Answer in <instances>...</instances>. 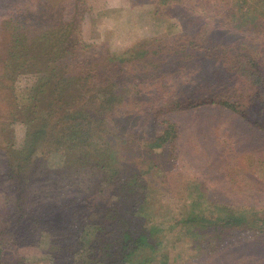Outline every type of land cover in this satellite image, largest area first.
I'll return each mask as SVG.
<instances>
[{
  "label": "rangeland",
  "instance_id": "1",
  "mask_svg": "<svg viewBox=\"0 0 264 264\" xmlns=\"http://www.w3.org/2000/svg\"><path fill=\"white\" fill-rule=\"evenodd\" d=\"M157 1L77 0L75 4V0H0V56L6 55L12 44L3 19L14 10L16 16L19 10L29 11L28 16L34 18L32 22L38 21L35 17L41 9L44 14L51 6L55 15L62 13L66 18L81 12L76 25L82 40L90 45L77 48L79 59L74 62L82 61L85 71L97 62L102 67L107 62L112 65L102 75L118 82L121 98L115 108L107 110L106 118L112 129L139 149L132 162L128 160L129 153L119 152L114 157L120 172L138 169L148 182L156 215L154 222L175 224L182 220L184 211L190 210L187 198L190 192H199L220 202L263 207L260 200L264 201V131L238 112L219 104L202 103L192 107L172 104L173 100L201 95L210 81L213 86L225 84L230 90L242 84L229 79V73L224 75V83L219 81L220 77L213 73L217 66L214 56L206 60L213 74L204 76L202 69L186 74L183 79H179L178 74H167V62H159L162 58L154 55V50L166 43L176 47V42L194 37L204 23V16L200 14L201 6L194 9L176 5L160 7L157 11ZM208 8L211 13L213 7ZM18 37L25 38L21 29ZM236 37L228 30L215 28L212 39L231 42ZM27 45L30 42H26ZM22 47L16 45V51L20 52ZM75 63L61 66L55 77L47 79L51 82L46 84V87L50 85L45 89L46 94L40 92L36 100H30L35 88H40L38 83L46 81H41L42 78H50L52 66L46 68L43 66L46 63L34 61L11 81L1 73L7 68L0 62V79H5V84L0 85V229L6 222L5 231H10L0 254L13 264H64L51 258L58 254L65 262L74 261L78 256L76 247L82 241L79 226L91 212L87 199L81 197L85 192H75V184L84 185L90 178L85 171L75 169L79 150H70L68 142L50 143L48 136H42L30 161L33 171L26 172L31 181L21 180L10 172L12 150L24 143L27 123L42 128L50 112L46 102L51 97V88L56 80L75 78L76 73L81 72L79 67L73 66ZM166 118L176 122L178 138L175 143L168 144L163 155L159 151L158 156L148 154L147 143L166 127ZM123 158L127 160L122 161ZM108 159L109 155L105 157ZM20 182L30 186L27 188L28 204L25 206L22 200L19 209L22 204L18 201ZM94 182L101 185V191L99 188L95 194L100 195L101 200L95 199L94 203L100 202L102 209L119 203L118 180L101 174L92 177L88 184L94 187ZM40 196L47 199L44 204L35 201ZM79 196L75 205L73 200ZM83 206L84 212L79 216L77 207ZM22 209L26 211L24 215H21ZM43 227L49 229L43 230ZM164 228L161 233L165 240L160 251L171 254L170 264H206L194 254L211 251L206 250L205 242L200 245L194 240L196 235L190 229H171L169 225ZM16 234L27 236L28 242L15 241ZM206 234L200 235L206 237ZM229 234L231 237L226 245L212 250V254H229L221 259L223 264H232L241 256L264 254V237H252L242 229H231Z\"/></svg>",
  "mask_w": 264,
  "mask_h": 264
},
{
  "label": "trees",
  "instance_id": "2",
  "mask_svg": "<svg viewBox=\"0 0 264 264\" xmlns=\"http://www.w3.org/2000/svg\"><path fill=\"white\" fill-rule=\"evenodd\" d=\"M76 2L77 0L75 4ZM78 4L80 5V2ZM155 5L157 11L160 7L176 5L194 9L201 6L200 14L204 16L205 24L201 25L200 31L194 37L176 42V47L166 43L164 47L159 46L158 50H154V55L162 58L159 62H167V74H178L176 76L183 79L186 74L202 69V74L207 76V73L212 72L208 70L206 60L214 56L217 60L213 62L218 67L216 66L213 73L220 77L218 80L224 83L226 80L222 79L229 73V79L238 80L242 84V89L230 90L225 84L213 86L210 81V86H206L201 95L173 100L172 104L176 107H192L202 103L219 104L238 112L264 131V0H158ZM209 6L213 7L211 13ZM54 11L52 6L44 14L41 9L35 17L38 21L35 22H32L34 18L28 16L29 11L22 13L20 10L17 11V16L14 10L12 15L3 19V26L10 32L12 42L7 54L0 56V62L7 68L1 72L5 79L13 81L18 73L29 68L34 61L46 63L43 65L46 68L52 66L49 70L50 78H42L41 81H46L38 83L40 88H35L30 100H36L40 92L46 94L45 89L50 86L46 87V84L51 82L47 79L55 77L61 66L67 67L79 59L77 48H87L90 45L82 40L76 25L81 12L77 16L75 14L66 18L62 13L55 15ZM25 18L27 21L23 22ZM208 26L209 30L206 29ZM215 28L228 30L237 37L231 42H223L219 38L214 40L212 38ZM20 29L25 37L21 40L18 37ZM26 42H30V45L26 46ZM16 45H23V49L17 52ZM97 63L93 64L89 71H85L82 61L77 62L73 66L79 67L81 72L78 71L75 78L56 80L51 88V97L46 102L50 112L43 120L42 128L28 122L24 143L15 147L11 154V174L21 180L31 181L26 175V172L33 171L30 161L36 153L41 137L48 136L50 143L68 142L71 144L70 150H79L75 158V169L78 172L85 171L90 176L86 184H75V192L83 190L85 194L81 193V197H85L87 205L91 207L84 224L79 226L82 241L76 247L75 253H78V256L74 261L71 259L64 262L65 258L50 254L55 257L51 259L61 260L64 264H170L171 254L160 251L165 240L162 229L169 225L171 229H190V232L196 235L194 240L198 241V244H207L206 250L211 252L194 254L200 262L223 264L221 259L229 254H212V250L217 251L219 247L226 245L231 237L229 230L242 229L245 234L251 233L252 237H264V206H241L230 204L229 201L220 202L199 192L188 194L190 210L184 211L182 220L175 224L154 222L156 215L146 179L134 167L135 171L131 172H120L117 168L118 161L114 157L117 153H129L128 160L132 162L139 149L108 123L106 112L115 108L121 97L117 88L118 82L111 77L103 78L102 75L112 65L107 62L102 67ZM5 79H0L1 86L5 84ZM54 114L56 116L52 118ZM165 122L166 127L147 143L148 154L158 156L160 152L163 155L168 144L176 142L179 136L176 122L169 118H166ZM108 155L109 159L105 160ZM124 159L127 160L123 158L122 161ZM101 174L110 179L114 178L119 183V203L109 209H102L100 202L94 203L95 199L101 200L100 195H95L98 194L99 188L101 191L99 182H94V187L88 184L92 177H99ZM20 185L23 183L20 182ZM20 185L18 201L22 203L23 200L26 206L29 198L27 188L30 185ZM79 198L80 196L73 200L75 205L78 204ZM35 201H42L44 204L47 199L43 200L40 196ZM260 202L264 203L263 200ZM77 209L80 216L85 208L83 206ZM20 211H23L21 215L26 212L24 209ZM5 224L6 222L0 229V251L10 233L5 231ZM48 229L43 227V230ZM203 233L209 235L202 237ZM16 236L15 241L28 242L27 236ZM4 258L6 256L0 254V264H13ZM232 264H264V254L241 256Z\"/></svg>",
  "mask_w": 264,
  "mask_h": 264
}]
</instances>
